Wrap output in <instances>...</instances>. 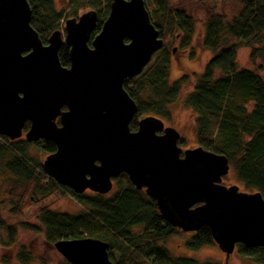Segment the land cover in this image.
Returning a JSON list of instances; mask_svg holds the SVG:
<instances>
[{"label":"water","instance_id":"water-1","mask_svg":"<svg viewBox=\"0 0 264 264\" xmlns=\"http://www.w3.org/2000/svg\"><path fill=\"white\" fill-rule=\"evenodd\" d=\"M30 17L26 0H0V137L53 142L42 170L74 194H107L125 174L171 227H208L225 260L237 244L264 248V201L258 192L221 184L226 157L199 146L182 150L178 132L155 117L129 129L137 107L123 81L162 47L144 0H111L90 45L92 10L65 20L63 37L54 30L46 44ZM62 45L68 67L58 60ZM53 247L69 264H111L108 244L97 239H60Z\"/></svg>","mask_w":264,"mask_h":264},{"label":"trees","instance_id":"trees-1","mask_svg":"<svg viewBox=\"0 0 264 264\" xmlns=\"http://www.w3.org/2000/svg\"><path fill=\"white\" fill-rule=\"evenodd\" d=\"M26 2L31 13L30 26L46 44L63 10L55 9L52 0ZM144 2L150 22L162 42L173 31H178L179 48L190 46L193 21L187 14L173 9L168 0ZM70 3H74L71 8L73 18L80 15L78 8L96 12L97 25L90 35V45L107 17L111 0H70ZM202 46L212 56L184 98V105L194 114L196 145L226 157L236 181L246 190L260 193L264 201V79L252 70L238 69L236 64L238 47L249 49L250 62L264 63V0H237V9L227 22L222 14H210L204 24ZM57 55L60 65L68 67L69 48L62 45ZM168 55L163 52L155 56L139 75L123 81L124 91L137 107L129 123L130 131H135L138 122L148 116L169 120L167 107L177 99L188 80L183 75L169 84ZM28 127L26 122L23 132ZM177 144L180 147L184 142L179 139ZM31 147L46 156L56 149L49 140L31 143L24 138L9 141L0 137L2 169L30 187V202L36 201V192L43 196L51 192L63 195L67 191L81 207L74 215L40 208L36 216L45 241L54 243L60 239L88 237L106 242L109 253L116 251L119 254L117 260L109 255L111 264H202L173 257L160 245L181 231L162 219L154 200L143 190H136L125 174L113 179L114 190L110 194L86 191L74 194L48 178L41 164L27 156ZM4 226L0 210V228ZM7 233L9 242L13 243L14 227L8 226ZM213 244L209 228L201 226L184 242V247L196 251ZM235 247L240 254L253 257L255 263L264 264V248H246L241 244ZM21 249L17 253L18 261L28 263L30 257ZM59 264L69 263L62 260Z\"/></svg>","mask_w":264,"mask_h":264},{"label":"rangeland","instance_id":"rangeland-1","mask_svg":"<svg viewBox=\"0 0 264 264\" xmlns=\"http://www.w3.org/2000/svg\"><path fill=\"white\" fill-rule=\"evenodd\" d=\"M168 2L173 9L182 10L193 21V35L190 46L185 49L179 48L180 34L178 31H173L164 39L161 49L152 55L150 62L155 56L168 52L169 84L183 75L187 77L188 81L182 86L177 99L167 107L170 112L169 120L161 119L163 127H170L178 132L179 139L184 142V145L180 148L184 150L197 147L193 126L194 114L184 105V98L192 90L193 84L212 56V53L202 46L204 24L212 13L222 14L224 20L229 21L237 9V0H168ZM52 3L55 9L63 10L62 17L55 29L61 31V37H63L64 21L73 18L71 8L74 3H70V0H52ZM83 10L85 9L78 8L79 14L84 13ZM236 64L238 69L252 70L264 79V63L258 60L253 63L250 62L248 48L238 47L236 49ZM23 138L22 136L19 139ZM27 156L39 164H42L46 157L33 147L28 150ZM221 184L224 186L236 185L239 191L252 192L246 190L242 184L236 181L230 167L228 174L222 178ZM67 190L71 191L68 188ZM113 190L114 186L112 185L108 193H112ZM30 192V187L18 182L0 166V210L5 221V226L0 228V264H59L63 260L61 255L54 249L53 243L45 241L36 216L37 211L45 207L53 212L74 215L80 212L81 207L67 191H64L63 195L51 192L43 196L36 192L35 202L29 201ZM86 192L90 191L86 190ZM8 226L14 227L15 237L13 243L9 242ZM191 234L181 232L178 235L171 236L160 245L173 257L191 259L202 264L223 263L224 254L215 244L196 251L186 249L184 242ZM21 247L30 257L28 263H21L17 259V253L22 250ZM109 255L113 260L119 258L116 251H110ZM227 262L228 264H260L255 263L253 257L240 254L236 247Z\"/></svg>","mask_w":264,"mask_h":264},{"label":"flooded vegetation","instance_id":"flooded-vegetation-1","mask_svg":"<svg viewBox=\"0 0 264 264\" xmlns=\"http://www.w3.org/2000/svg\"><path fill=\"white\" fill-rule=\"evenodd\" d=\"M223 263L222 264H228L227 260L225 261V258H223Z\"/></svg>","mask_w":264,"mask_h":264}]
</instances>
